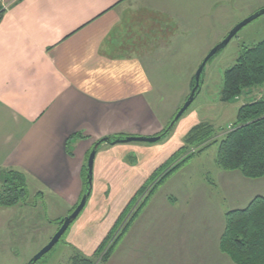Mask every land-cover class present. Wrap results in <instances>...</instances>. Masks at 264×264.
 <instances>
[{
    "label": "crops",
    "instance_id": "0c3cea01",
    "mask_svg": "<svg viewBox=\"0 0 264 264\" xmlns=\"http://www.w3.org/2000/svg\"><path fill=\"white\" fill-rule=\"evenodd\" d=\"M0 7V189L10 172H18L69 212L80 201L81 174L99 140L155 137L166 127L170 116H159L151 105L145 67L155 70L173 37L185 36L190 0H0ZM246 97L254 99L250 93ZM144 144L98 148L90 197L79 215L83 221L69 239L76 253L93 256L129 200L177 151L168 143ZM210 150L193 156L187 166L194 157L202 162ZM211 157L216 166V152ZM221 171L227 180L237 176L240 182L234 202L243 208L233 205L230 211L264 198L263 190L250 187L251 182L264 186V177L250 180ZM155 198L109 264H188L191 258L230 264L219 251L224 228L217 241L204 238L205 249L194 247L186 227L171 237L176 214L187 212L184 203L164 198L158 206ZM101 200L106 204L100 210ZM160 208L169 213L168 221L155 217ZM47 224L39 248L54 232Z\"/></svg>",
    "mask_w": 264,
    "mask_h": 264
},
{
    "label": "rangeland",
    "instance_id": "374dc122",
    "mask_svg": "<svg viewBox=\"0 0 264 264\" xmlns=\"http://www.w3.org/2000/svg\"><path fill=\"white\" fill-rule=\"evenodd\" d=\"M190 5V14L183 20L185 36L176 34L171 40L169 52H161L165 49V44L160 45L162 48L160 50V65H157L158 61L155 62V70L145 67L153 90L151 105L159 116L163 117L165 114L170 116L166 127L187 100L194 87V75L207 54L236 25L263 10L264 0H190ZM263 39L264 15L244 26L222 51L216 53L207 62L201 75L199 91L195 95L193 103L174 125L171 133L169 132L170 134L166 138H162L154 144L141 143L144 145L168 143L169 146L173 145L177 149L167 163L157 168L154 172L156 174L145 182L147 185L144 183L145 189L153 187L166 171L175 167L188 153L191 155L195 153L192 148H185L186 151L184 150V152L179 151L185 146L187 135L193 127L199 124L211 126L215 131L216 140L220 141L234 124L238 109L257 101L264 95L263 86H258L252 90L241 92L231 102L220 100L224 72L235 64L242 48H251ZM248 93L254 98L252 102L247 100ZM210 148V154L200 158L202 162H197V158L194 157L189 166H187L188 161L185 167L182 165L173 172L151 195V197L155 195L158 206L164 205V198H167L169 204L174 203L173 200L175 199H178L179 203H184L187 212L176 214L174 221L177 226L171 232V237L173 234L177 235L178 228L186 227V230L190 229L192 245L194 247L200 246L203 249H205L203 242L205 237L211 241L219 239V234L224 228L225 213L230 211L233 205L243 208L241 201L237 205L234 202V198L237 197L240 189L237 176L227 180L228 176L226 177L225 174L219 175V168L217 169V165L215 166L211 157L213 151L217 152V146L214 145ZM223 173L227 172L224 171ZM84 174L86 179L87 169ZM152 177L154 178L152 179ZM263 177L254 180H261ZM85 182L87 183V180ZM4 183L5 180L2 184L4 185ZM38 186L35 182L27 181L26 191L22 192V198L26 203H18L11 207L0 206V264H27L48 244L61 226L62 220L72 213L63 211L61 208L63 206L56 204L50 197L45 198L41 194L38 195ZM250 187L264 191V186L261 184L251 182ZM83 190L85 191L84 188ZM3 191L4 189L1 187L0 195L3 194ZM84 191H82V195ZM141 199L142 197L129 209V213L125 215L120 228L128 220V216L134 210L133 208L141 203ZM103 200L99 202L100 210L106 204V201ZM128 204L129 202L126 206ZM160 209L154 213L155 217L165 222L168 221L169 213L163 208ZM150 216L151 213L149 212L145 220H148ZM78 217L52 250L35 264H71L73 258L76 257L90 259L93 264H109L111 256H108L104 262L93 256L86 258L82 254L76 253L77 250L69 244L73 231H75L78 223L83 221V216ZM139 217L138 215L135 219L136 222ZM60 218L61 221L58 225ZM135 221L127 232L136 223ZM48 222H51L54 232L53 234L48 232L47 243L39 248L41 240H44L45 229L49 227ZM120 228L115 232L113 239L106 245V248L114 241ZM197 238L198 240L194 244V240ZM136 243L135 241L134 244ZM136 250H138L137 247L133 251ZM221 256L232 264L226 255ZM204 262L205 260L197 261L191 258L188 264H205Z\"/></svg>",
    "mask_w": 264,
    "mask_h": 264
},
{
    "label": "trees",
    "instance_id": "16d2710c",
    "mask_svg": "<svg viewBox=\"0 0 264 264\" xmlns=\"http://www.w3.org/2000/svg\"><path fill=\"white\" fill-rule=\"evenodd\" d=\"M1 12L2 9L0 7V16ZM258 86L264 87V39L251 48H242L235 64L224 72L220 100L231 102L241 92L252 90ZM262 97L238 109L234 124L220 141L216 140L215 131L211 126L199 124L193 127L187 135L185 146L180 148L179 151L184 152V150L186 151L185 148H192L195 153L188 151L193 155L188 153L175 167L166 171L153 187L145 189L143 185L133 195L129 204L124 208L103 239L101 245L93 253V257L100 258L104 262L108 256H111L128 228L146 206L154 190L178 168L182 165L185 166L194 154H201L217 144L215 163L220 170L225 172L238 171L244 178L250 180L263 177L264 97ZM109 138L124 137L114 136ZM85 170L86 165L81 174L82 189L86 188ZM8 175L3 185V194L0 195V206L11 207L18 203H26L22 198V192L26 191V181L23 175L18 172H10ZM141 197V203H138V206L133 208L134 210L128 216V220L120 228L125 215L129 213V209L135 202H139ZM60 221L61 218L56 223L59 225ZM119 228L118 235L111 242V245L106 248V245L113 239V235ZM219 250L229 258L232 264H264L263 197L254 198L244 209L225 213L224 229L219 239ZM71 264H93V262L90 259L76 257L73 258Z\"/></svg>",
    "mask_w": 264,
    "mask_h": 264
},
{
    "label": "water",
    "instance_id": "95a60500",
    "mask_svg": "<svg viewBox=\"0 0 264 264\" xmlns=\"http://www.w3.org/2000/svg\"><path fill=\"white\" fill-rule=\"evenodd\" d=\"M264 15V9L257 12L250 18L242 21L238 25H236L228 34L227 36L218 44L216 45L204 58V60L201 62L200 66L198 67L195 75H194V87L191 90L187 100L182 105V107L178 110L168 127L165 129L163 133L160 135H157L155 137H124V138H103L99 140L94 147L91 149L87 161H86V169H87V175H86V188L84 191V194L81 196V199L75 209L72 211V213L65 217L62 220L61 226L56 231V233L52 236L48 244L43 247L34 257H32L27 264H35L38 262L44 255H46L48 252L52 250V248L59 242L61 237L65 234V232L68 230L70 225L77 219V217L80 215L82 210L84 209L91 193V186H92V170H93V164H94V158L96 155V152L98 148L105 144L109 146H114L118 144H129V143H145V144H154L161 140L163 137L169 134L171 129L174 127V125L178 122V120L181 118V116L185 113V111L190 107V105L193 103L195 95L199 91V85H200V79L201 75L204 72V68L207 64V62L218 52L222 51L227 44L231 41L233 37L236 36V34L247 24L254 21L255 19L259 18L260 16Z\"/></svg>",
    "mask_w": 264,
    "mask_h": 264
}]
</instances>
